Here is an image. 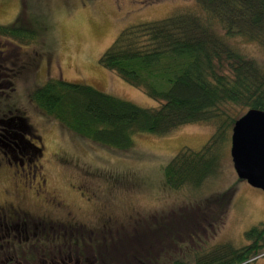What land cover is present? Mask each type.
I'll list each match as a JSON object with an SVG mask.
<instances>
[{"label":"rangeland","instance_id":"obj_1","mask_svg":"<svg viewBox=\"0 0 264 264\" xmlns=\"http://www.w3.org/2000/svg\"><path fill=\"white\" fill-rule=\"evenodd\" d=\"M177 10L204 17L189 0H0V26L20 19L39 33L30 45L0 38L6 83L0 118L23 117L40 139L29 141L42 149L47 195L39 194L48 203L32 200L26 210L32 219L52 223L40 235V227L34 237L26 234L31 240L20 245L0 231V259L16 244V253L30 264H192L196 253L215 245L245 246L244 234L264 223V192L237 178L230 144L199 190L166 187V165L183 149L201 150L212 126L136 136L130 149L116 151L67 131L30 100L48 80H63L156 109L157 102L101 68L99 59L125 28L164 20ZM227 41L264 71V50L239 38ZM6 169L0 167V202L10 185ZM253 264H264V256Z\"/></svg>","mask_w":264,"mask_h":264},{"label":"trees","instance_id":"obj_2","mask_svg":"<svg viewBox=\"0 0 264 264\" xmlns=\"http://www.w3.org/2000/svg\"><path fill=\"white\" fill-rule=\"evenodd\" d=\"M189 1L204 17L177 10L164 20L127 27L99 59L101 68L157 102L156 109L63 80H48L30 97L67 131L116 151L130 149L136 136L212 126L201 150L183 149L164 168L172 191L199 190L215 174L235 122L249 110L264 112V71L227 41L239 38L264 50V0ZM0 38L30 45L39 33L18 19L0 26ZM244 238L239 248L221 243L196 253L192 264H253L264 256V223Z\"/></svg>","mask_w":264,"mask_h":264},{"label":"flooded vegetation","instance_id":"obj_3","mask_svg":"<svg viewBox=\"0 0 264 264\" xmlns=\"http://www.w3.org/2000/svg\"><path fill=\"white\" fill-rule=\"evenodd\" d=\"M3 66L0 65V71ZM2 78V74H0V82ZM4 84L6 83H0V92L3 90ZM29 138L37 139L40 143V139L35 138L32 129L23 117L13 115L0 118V157L3 163L0 164V167L6 169L5 166H8L5 173L7 172L6 177L9 178L10 183L1 191L0 231H2L3 236L12 234V238L17 241V245H20L21 242L30 241L29 237L24 236L27 234L34 237L38 227L41 229V231H38L39 235L42 233L43 228H52V225H50L52 223L41 221V218L32 219V216L27 214L29 212H27L26 207H29L32 200L35 203H48L45 196L47 195L45 190L46 181L40 175L41 166L39 161L42 159V149L30 143ZM34 181H37L36 185H32ZM39 192L45 195L41 196ZM48 206H51V204H48ZM16 244L12 245L13 253L1 256L0 264H30L29 261L22 260V256L16 253ZM7 245L9 247L10 243L6 242ZM21 261L23 263H20Z\"/></svg>","mask_w":264,"mask_h":264},{"label":"water","instance_id":"obj_4","mask_svg":"<svg viewBox=\"0 0 264 264\" xmlns=\"http://www.w3.org/2000/svg\"><path fill=\"white\" fill-rule=\"evenodd\" d=\"M229 153L237 178L264 192V112L249 110L235 122Z\"/></svg>","mask_w":264,"mask_h":264}]
</instances>
